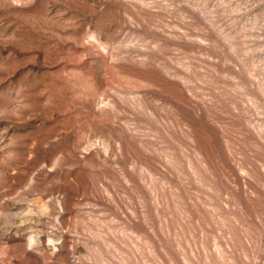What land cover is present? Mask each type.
<instances>
[{
  "label": "rangeland",
  "instance_id": "374dc122",
  "mask_svg": "<svg viewBox=\"0 0 264 264\" xmlns=\"http://www.w3.org/2000/svg\"><path fill=\"white\" fill-rule=\"evenodd\" d=\"M0 264H264V0H0Z\"/></svg>",
  "mask_w": 264,
  "mask_h": 264
}]
</instances>
